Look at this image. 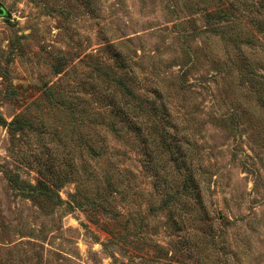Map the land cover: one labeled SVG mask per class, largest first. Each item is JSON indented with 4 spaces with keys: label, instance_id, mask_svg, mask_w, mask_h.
Listing matches in <instances>:
<instances>
[{
    "label": "rangeland",
    "instance_id": "rangeland-1",
    "mask_svg": "<svg viewBox=\"0 0 264 264\" xmlns=\"http://www.w3.org/2000/svg\"><path fill=\"white\" fill-rule=\"evenodd\" d=\"M0 6V264H264V0Z\"/></svg>",
    "mask_w": 264,
    "mask_h": 264
},
{
    "label": "trees",
    "instance_id": "trees-1",
    "mask_svg": "<svg viewBox=\"0 0 264 264\" xmlns=\"http://www.w3.org/2000/svg\"><path fill=\"white\" fill-rule=\"evenodd\" d=\"M229 8H225V9H221V10H214L212 12H207V19H208V23L216 26L217 24L221 23L222 20L224 19H228L229 18ZM262 27L264 28V25H262ZM120 83L125 86V92L124 95H128V93L130 92V89L128 88V86L122 81L120 80ZM48 94H51V92H49ZM127 97V96H126ZM264 103V101H263ZM0 119L2 121H4V123H6L5 120H3L2 117H0ZM26 116L25 115H18L16 117H14V119H12L10 122L7 123L9 129L13 132L19 131V130H23L24 127L26 126ZM166 145H168L170 147L171 144H167V140L165 139ZM9 179L11 181H13L12 183L15 184V187L18 188L20 187V189H22L21 191L26 194L25 190L27 191V193H35L36 191H40L42 193H45L46 195H49L50 197H52L54 194L56 195V192L48 186L47 183H45V181H41L42 186L39 185H34L31 183H28L24 180H20V177L18 174H10ZM28 187V188H27ZM19 189V188H18Z\"/></svg>",
    "mask_w": 264,
    "mask_h": 264
},
{
    "label": "water",
    "instance_id": "water-1",
    "mask_svg": "<svg viewBox=\"0 0 264 264\" xmlns=\"http://www.w3.org/2000/svg\"><path fill=\"white\" fill-rule=\"evenodd\" d=\"M0 13L8 15V12L4 9L3 6H0Z\"/></svg>",
    "mask_w": 264,
    "mask_h": 264
}]
</instances>
